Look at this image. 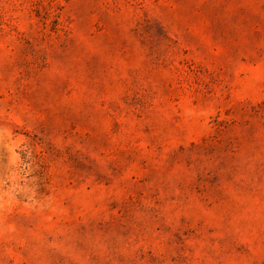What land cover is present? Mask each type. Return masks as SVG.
I'll use <instances>...</instances> for the list:
<instances>
[{"label":"rangeland","instance_id":"rangeland-1","mask_svg":"<svg viewBox=\"0 0 264 264\" xmlns=\"http://www.w3.org/2000/svg\"><path fill=\"white\" fill-rule=\"evenodd\" d=\"M0 264H264V0H0Z\"/></svg>","mask_w":264,"mask_h":264}]
</instances>
